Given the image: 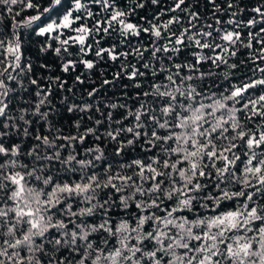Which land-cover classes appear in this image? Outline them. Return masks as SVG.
<instances>
[{"label":"snow or ice","instance_id":"1","mask_svg":"<svg viewBox=\"0 0 264 264\" xmlns=\"http://www.w3.org/2000/svg\"><path fill=\"white\" fill-rule=\"evenodd\" d=\"M0 264H264V0H0Z\"/></svg>","mask_w":264,"mask_h":264}]
</instances>
